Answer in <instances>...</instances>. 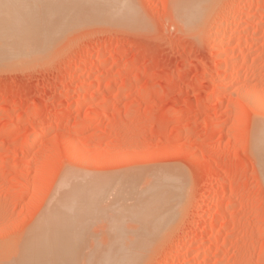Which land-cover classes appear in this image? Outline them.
Instances as JSON below:
<instances>
[{
	"label": "rangeland",
	"instance_id": "374dc122",
	"mask_svg": "<svg viewBox=\"0 0 264 264\" xmlns=\"http://www.w3.org/2000/svg\"><path fill=\"white\" fill-rule=\"evenodd\" d=\"M112 1L23 0L57 8L62 20L54 35L31 41L27 58L0 61V264H22L20 251L64 191L105 186L102 200L114 181L123 194L127 184L145 190L153 177L175 173L186 189L173 221L154 226V216L134 210L109 216L112 188L108 204L99 200L84 213L80 250L108 253L111 264L120 253L129 254L124 264H264V135L257 141L264 129V0H239L228 23L234 0H205L191 27L183 7L194 0ZM98 57L107 60L83 75ZM86 77L92 85L84 96Z\"/></svg>",
	"mask_w": 264,
	"mask_h": 264
},
{
	"label": "bare ground",
	"instance_id": "6f19581e",
	"mask_svg": "<svg viewBox=\"0 0 264 264\" xmlns=\"http://www.w3.org/2000/svg\"><path fill=\"white\" fill-rule=\"evenodd\" d=\"M33 1V0H31ZM36 1V0H35ZM38 2H40V0H37ZM52 1V0H51ZM89 1V0H87ZM97 0H95L96 3ZM101 1V0H98ZM106 1V0H105ZM110 1V0H109ZM112 1V0H111ZM120 1V0H119ZM123 1V0H122ZM121 1V2H122ZM29 2V1H28ZM60 2V1H59ZM58 2V3H59ZM73 2V1H72ZM108 2V1H107ZM113 2V1H112ZM111 2V4H112ZM124 2V1H123ZM189 2V1H188ZM214 2V1H213ZM239 0H234V2L232 3V6L229 7L228 10V14L225 17V22L228 23L230 22L233 17L234 14L236 13V9H237V4H238ZM55 3V2H54ZM62 3V2H61ZM90 3H93V1ZM115 3V1H114ZM113 3V4H114ZM64 4V3H62ZM76 4V3H75ZM100 3H97V5L99 6ZM110 4V2L108 3ZM121 4V3H120ZM125 4V3H124ZM189 6H184L183 7V20H184V25L191 27V24H193V22H197V20L202 16L203 14V6L206 5L205 4V0H194V2H189L188 3ZM33 5H37V3H28L23 2V0H0V38H8V40L10 41H0V61L5 60L8 61V58H13L16 56H19L21 58H27L25 57L31 49V46L33 45L31 43V41H33V39H42V41L45 39V37L51 35L54 32L58 31V27H60V21L62 19H59V15L58 17L56 12L53 11L52 9L46 8V7H41L39 5H41L39 3V8L37 7H33ZM56 5V4H55ZM65 5V4H64ZM71 5V4H69ZM95 5V4H94ZM118 5V4H117ZM122 5V4H121ZM185 5V4H184ZM77 6V5H76ZM80 6V5H79ZM86 6V5H85ZM104 6V5H103ZM107 6V5H106ZM125 6V5H124ZM123 6V8H125ZM62 7V6H60ZM75 7V6H74ZM102 8V6H100ZM98 7V8H100ZM116 7V6H115ZM114 7V8H115ZM37 8V10H35ZM73 8V6H72ZM76 8V7H75ZM95 8V7H94ZM97 8V10H98ZM180 8V7H179ZM39 9V10H38ZM65 9V7L63 8ZM68 9V8H67ZM77 9V8H76ZM82 9V8H81ZM85 9V8H84ZM90 9V8H89ZM88 9V10H89ZM70 10V9H69ZM72 10V9H71ZM75 10V9H74ZM73 10V11H74ZM91 10V9H90ZM100 10V9H99ZM118 10V9H116ZM207 10V9H206ZM59 11V10H58ZM77 11V10H76ZM122 11V8H121ZM60 12V11H59ZM65 12V11H64ZM75 12V11H74ZM72 14H76L75 13ZM96 12V11H95ZM125 12V11H124ZM177 12V11H176ZM70 13V12H69ZM78 15L79 12L77 11ZM82 13V11H81ZM85 13V12H84ZM110 13V12H109ZM119 13V12H118ZM129 11L126 13L128 14ZM181 13V12H180ZM62 14V13H61ZM99 14V13H97ZM96 14V16H97ZM112 13H110L111 15ZM117 15V13H115ZM201 14V15H200ZM67 15V14H66ZM65 15V18L67 17ZM88 15V14H87ZM102 15V14H101ZM106 15V14H105ZM115 15V16H116ZM125 15V13H124ZM130 15V14H129ZM69 16V15H68ZM72 16V15H70ZM82 16V15H81ZM80 16V17H81ZM104 15H102L103 17ZM113 16V18H116ZM121 16V15H120ZM200 16V17H199ZM204 16V15H203ZM62 17V16H61ZM75 17V16H74ZM122 17V16H121ZM179 17V16H178ZM199 17V18H198ZM73 18V16H72ZM108 18V17H105ZM120 18V17H119ZM125 18V17H124ZM244 18V17H243ZM97 19V18H96ZM112 19V18H111ZM123 19V18H122ZM201 19V18H200ZM65 20V19H64ZM67 20V18H66ZM65 20V21H66ZM182 20V22H183ZM111 22V21H109ZM118 22V20H117ZM199 22V21H198ZM26 23V24H24ZM39 23V24H38ZM64 24V22H63ZM182 24V23H181ZM200 24V23H199ZM62 25V24H61ZM183 25V24H182ZM262 25V24H261ZM65 26V25H64ZM193 26H195V23L193 24ZM192 26V27H193ZM63 27V26H62ZM61 27V28H62ZM72 27V26H70ZM188 27V28H189ZM65 28V27H64ZM69 28V27H67ZM66 28V29H67ZM191 29V28H190ZM225 29V28H224ZM224 29H214L211 31L212 33H216V32H222L224 34V36L227 38V40H233L235 37H237L236 35H234L233 33H231L228 30H224ZM60 31V30H59ZM73 32V31H72ZM60 33V32H59ZM219 34V33H218ZM58 36V34H57ZM51 37V36H50ZM63 37V36H62ZM225 38V39H226ZM238 38V37H237ZM235 38V39H237ZM240 38V37H239ZM50 39V38H49ZM48 39V40H49ZM53 39V38H52ZM60 39V38H58ZM224 39V40H225ZM241 39V38H240ZM3 40V39H0ZM37 40V39H36ZM34 40V41H36ZM55 40V39H54ZM52 41V40H51ZM40 43V40L38 41ZM48 42V41H47ZM32 45H31V44ZM38 43V45H39ZM49 44V42L47 43ZM35 45V43H34ZM33 45V46H34ZM43 46V45H42ZM46 46V45H45ZM44 46V47H45ZM40 47V46H39ZM38 48V47H37ZM52 48V47H51ZM47 49V47H46ZM37 50V49H36ZM43 50V49H42ZM33 51V50H31ZM41 51V49H40ZM35 52V51H34ZM33 52V53H34ZM37 52V51H36ZM39 52V50H38ZM32 52L30 54H33ZM41 54V53H40ZM55 54V53H54ZM215 54V53H214ZM219 54V53H218ZM120 56V55H119ZM117 56V57H119ZM38 57V56H37ZM14 58V61H15ZM39 58V57H38ZM107 60L106 57H98L96 58L94 65L93 66H89V67H83L81 73L83 75H88L90 74L92 71L95 70V68L101 64H103L105 61ZM25 61V60H24ZM33 61V59H32ZM36 61V60H35ZM23 62V60L21 61ZM39 62V61H38ZM20 63V61H19ZM18 64V63H17ZM129 66V65H128ZM127 69V65L123 64L122 69L124 70ZM121 70V69H120ZM122 70V71H123ZM240 73L239 75L236 74V77H232L231 79H239L240 77ZM89 77V76H88ZM84 78L83 83H82V95L84 94V96L86 95L88 88L92 85V80L90 78ZM230 80V79H229ZM233 81V80H232ZM224 87V86H223ZM223 89V88H221ZM222 92V91H221ZM67 94L71 93L67 90L66 91ZM246 97V96H245ZM248 97V96H247ZM96 113L99 112L98 110H95ZM68 112V110H67ZM66 112V113H67ZM94 112V111H93ZM64 113V111H62V113L59 114V116H57V119L60 117H62L61 115ZM95 113V114H96ZM94 114V113H93ZM94 114V115H95ZM98 114V113H97ZM92 116V115H91ZM59 118V119H60ZM88 118V117H87ZM58 119V120H59ZM56 120V119H55ZM57 120V121H58ZM85 119L83 118V121ZM20 121L15 122L14 124H12L10 127H8L7 129H5L4 131L7 132H12L15 128H17V126L19 125ZM56 123V122H55ZM54 125V124H53ZM262 127V129H261ZM260 129L262 130V132H264L263 130V126H261ZM259 129V134H258V146L259 143H264V141H261L262 139H264V133L261 132V130ZM45 131L44 128L39 129L36 132L35 136H38L39 134H42ZM4 133V132H3ZM262 135H261V134ZM257 136V135H255ZM260 136V138H259ZM263 136V138H262ZM262 138V139H261ZM260 139V141H259ZM256 140V139H255ZM33 141V140H32ZM33 145V142H30L29 144H27V146L25 147L24 151L22 152L23 154H26L28 152V150L30 149V146ZM257 146V147H258ZM264 148V145H260L259 147ZM261 148V150H262ZM260 150V149H259ZM210 162L205 163V165H209ZM175 172V171H174ZM162 173V172H161ZM174 174V173H172ZM176 174V173H175ZM174 176H169L167 177L166 174H164L166 177L162 178L161 180L158 181H153V178H156L157 176L159 177V175H157L156 177H153L152 180L150 181L151 183H149V187H148V181L147 182V187L145 190H136V184H132L128 186V181L126 182H122L123 184H127V186L125 185L126 189H128V187H130L126 192V194L128 193L130 195V197L128 199H130V204L129 202H127V196H129L127 194V196H124L125 193V187L123 190V194L122 189L123 186H119L118 184H115L114 181V185L115 188L118 185V193L115 195L113 189L115 188H108L106 185L108 190V198L110 196V194L113 192L114 198L113 200L109 199L110 202L109 204L113 202V207L110 208V210L108 209V211L110 213H108L109 216H117L118 214H123L124 211H130V210H134L136 212H139L140 214L145 213V214H149V216H151L150 218L152 219L155 218V225L154 226H166L167 223L166 222H162L160 220H166L169 216H172L171 214L174 213V217L175 213L176 215L178 214L175 211L178 208H176L178 206V203L181 204V200H183L184 196L182 197V195H184L186 186L184 184V180L181 179V177L179 178L176 174L177 177ZM70 176V175H69ZM74 176V175H73ZM92 176V175H91ZM155 176V175H154ZM163 176V175H162ZM105 177V176H104ZM106 179V178H105ZM111 179V178H110ZM184 179V178H183ZM61 180V178H60ZM119 180V178H118ZM131 180V179H130ZM73 181V180H72ZM95 181V180H94ZM102 181V180H101ZM111 181V180H109ZM117 181V180H116ZM133 181V180H132ZM66 182V179H65ZM82 182V181H81ZM80 182V183H81ZM90 182V181H89ZM121 182V181H120ZM101 183V182H100ZM136 183V182H135ZM66 184V183H65ZM105 184V182H104ZM108 184V183H107ZM146 184V183H145ZM64 185V184H63ZM67 185V184H66ZM70 185V184H69ZM85 185V184H84ZM111 185V184H110ZM68 186V185H67ZM72 186V185H71ZM70 186V187H71ZM83 186V185H82ZM63 187V186H62ZM66 187V186H65ZM69 187V186H68ZM67 187V188H68ZM69 187V188H70ZM79 187V185H78ZM110 187V186H109ZM138 187V186H137ZM189 187V186H188ZM221 187V186H219ZM61 188V187H60ZM68 188V189H69ZM76 188V187H75ZM141 188V187H140ZM64 189V188H61ZM61 189H59L58 191H60ZM66 189V188H65ZM105 186L103 188H95L94 186H89V187H84L82 189H71V192L69 193V196H66L67 190L64 191V195L62 194L61 196L57 197V199L55 198V200H53V198L55 196L52 197V208L49 210L50 207H48L46 214L44 215V217L39 220V223H37V231L33 234H31L32 238L29 239V242L26 246V248L22 249L20 251V260L22 264H91L92 262H94L93 264H111L112 262V256L109 255L108 253L106 254H98L97 253H93V252H89L86 251L84 252L83 250H80L79 246L83 244L84 239L82 237V232H84L83 228L84 225H86L87 222L86 220H88V215L90 216L91 213H93V208H97L99 207L100 201H103L102 204H104V201L106 200L107 197L102 198V200L100 199L101 197H103L104 194V190ZM112 189V192H110ZM189 190V189H187ZM221 191V190H220ZM110 192V193H109ZM121 193V194H120ZM58 194V193H57ZM125 194V195H126ZM60 195V194H59ZM105 195V194H104ZM112 195V194H111ZM113 197V196H112ZM181 198L182 199L175 205L174 203L176 201H178L177 198ZM107 198V199H108ZM126 198V200H125ZM186 198V197H185ZM104 199V200H103ZM176 199V200H175ZM100 200V201H99ZM175 200V201H174ZM56 201V202H54ZM97 201L98 204H97ZM108 201V200H107ZM129 201V200H128ZM54 202V204H53ZM115 207V203H117ZM107 202L105 201V204ZM172 203L175 205L172 206ZM101 204V205H102ZM108 204V203H107ZM110 204V205H111ZM126 206H123L125 205ZM183 204V203H182ZM214 204V203H213ZM109 207V205H107ZM111 207V206H110ZM172 207V208H171ZM180 207V206H179ZM183 207V205L181 206V208ZM102 208V207H101ZM176 208V209H175ZM180 208V209H181ZM227 208V205H226ZM107 209V208H106ZM175 209V210H174ZM99 210V209H98ZM102 210V209H101ZM104 210V208H103ZM133 211V213H134ZM154 211V212H153ZM158 211V212H157ZM174 211V212H172ZM97 212V211H96ZM105 213V210L103 211ZM147 212V213H146ZM150 212V213H149ZM153 212V214H152ZM157 212V213H156ZM45 213V212H44ZM84 213L88 214V215H84ZM125 213V212H124ZM132 213V215H133ZM98 215V214H97ZM101 215V214H100ZM124 215V214H123ZM129 215V214H128ZM135 215V214H134ZM157 215V216H156ZM99 216V215H98ZM122 216V215H121ZM156 216V217H155ZM170 217L169 221L172 220L171 218L174 219V217ZM228 216V215H227ZM42 217V216H40ZM104 217V216H103ZM128 217V216H127ZM139 217V216H138ZM230 217V216H229ZM109 218V217H108ZM123 218V216H122ZM136 218V217H135ZM148 218V217H147ZM224 220H228L227 217H223ZM222 218V221H223ZM40 219V218H39ZM96 219V218H95ZM115 220H117V218H114ZM127 219V218H126ZM133 219V218H132ZM177 219V218H176ZM209 222L210 225H212L213 223L216 222L217 218L216 216L209 218ZM149 220V219H148ZM160 221V224H157V221ZM179 220V217H178ZM120 221V220H118ZM131 221V220H130ZM137 221V220H136ZM173 221V220H172ZM219 221V220H218ZM110 222V221H109ZM127 222V220L125 221ZM142 222V220L140 221ZM124 223V222H123ZM133 223V222H132ZM149 223V221H148ZM154 223V222H153ZM224 223V222H223ZM222 223V224H223ZM35 224V223H34ZM129 224V222H128ZM137 224V223H135ZM144 224V222H143ZM157 224V225H156ZM111 225V223H110ZM139 226V224H137ZM136 225V226H137ZM142 225V224H141ZM140 225V227H141ZM150 225H152V223H150ZM95 226V225H94ZM114 226V225H113ZM119 226V225H118ZM126 226V225H125ZM134 226V223H133ZM154 226H150V230L152 228H154ZM122 227V226H121ZM145 228V226L143 225L142 228ZM147 227V225H146ZM33 228V227H32ZM35 228V227H34ZM116 228V226L114 227ZM131 228V227H129ZM134 228V227H133ZM143 228V229H144ZM157 230H159V227ZM155 228V229H156ZM132 229V228H131ZM135 229V228H134ZM148 229V227H147ZM147 229H144L147 231ZM115 230V229H114ZM119 230V229H118ZM127 230V229H126ZM151 230V231H152ZM157 230H154V233L157 232ZM35 231V230H34ZM134 231V230H132ZM138 231V230H137ZM142 231V230H141ZM149 231V230H148ZM129 232V231H128ZM139 232V231H138ZM85 233V232H84ZM111 233V232H109ZM121 233V232H120ZM142 234V232H140ZM145 234V233H144ZM152 234V233H151ZM217 234V233H216ZM112 235V234H111ZM114 235V234H113ZM120 235V234H119ZM125 235V234H123ZM135 235V234H134ZM139 235V234H138ZM143 235V234H142ZM141 235V237H142ZM150 235V234H149ZM128 237V235H127ZM133 237V236H132ZM195 237V236H194ZM193 236H189L188 240L191 242L194 239ZM29 238V237H28ZM112 238V236H111ZM137 238V237H136ZM148 238V237H146ZM138 240H140L139 238H137ZM150 239V236H149ZM26 240V238H25ZM114 240V239H113ZM112 240V241H113ZM131 240V239H130ZM22 241V240H21ZM107 241V240H106ZM147 241V240H145ZM143 241L142 244L145 242ZM111 242V241H110ZM125 242V241H124ZM150 242V241H148ZM26 243V242H25ZM20 244V243H19ZM111 244V243H110ZM146 244V242L144 243ZM143 244V245H144ZM25 245V244H24ZM122 245V243H121ZM125 245V244H124ZM150 244H148L147 246H149ZM194 245V244H193ZM109 246V245H108ZM146 247V246H145ZM189 247V246H188ZM134 248V247H133ZM144 248V247H143ZM190 248V247H189ZM186 247V250L189 249ZM192 248V247H191ZM191 248L189 250H191ZM131 249V248H130ZM182 249V248H181ZM20 250V249H19ZM106 250V249H105ZM104 250V251H105ZM110 250V247H109ZM116 250V248H115ZM188 250V251H189ZM124 251V250H123ZM135 251V248H134ZM137 251V249H136ZM138 251H141V249H139ZM144 251V250H143ZM142 255L144 256V252ZM185 252V250H182ZM187 251V252H188ZM180 252V251H179ZM12 253V251H11ZM138 253V252H137ZM209 251L207 252V250L204 252V256L207 257ZM118 254V252H117ZM140 254V253H139ZM139 254H135L138 255L137 260L139 258ZM116 255V254H115ZM118 264H124L125 260L127 259L128 255L125 253H120L118 254ZM93 256H97L96 259H98V261H93ZM182 257V256H181ZM135 258V257H134ZM141 258V257H140ZM95 259V258H94ZM19 260V261H20ZM136 260V259H135ZM14 262V261H13ZM173 262V261H172ZM182 262L185 261H174L172 264H182ZM135 263V262H134ZM133 264V262H132ZM186 264V263H185Z\"/></svg>",
	"mask_w": 264,
	"mask_h": 264
}]
</instances>
